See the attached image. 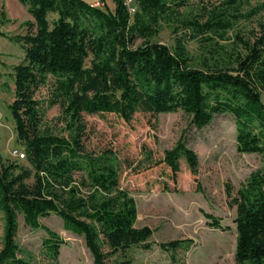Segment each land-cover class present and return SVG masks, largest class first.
Returning <instances> with one entry per match:
<instances>
[{"label": "trees", "instance_id": "obj_1", "mask_svg": "<svg viewBox=\"0 0 264 264\" xmlns=\"http://www.w3.org/2000/svg\"><path fill=\"white\" fill-rule=\"evenodd\" d=\"M17 1L32 17L25 35L11 39L25 56L14 67L15 98L9 107L25 163L0 155V213L5 221L0 264H32L20 258L19 215L31 230L47 234L46 264H60L66 244L40 223L51 215L67 232L84 239L94 264H132V250H151L153 230L136 227L137 204L121 185L119 158L113 150L88 149L84 115H115L131 123L137 114L178 112L197 131L216 116H231L237 152L262 158L261 169L238 190L227 184L226 193L229 208L236 210V263L264 264V24L251 38L227 37L244 17L238 14L243 0H227L204 23L197 18L183 22L188 33L173 50L151 40L176 13L178 0H139L134 16L121 0H113L114 11L104 0L101 7L83 0ZM50 16L56 18L51 21ZM136 39L144 42L134 49ZM231 39L230 50L220 45ZM187 40L200 43L198 67L191 65ZM41 88L49 90V106L60 108L66 135L43 129L36 100ZM182 159L196 176L199 158L185 138L153 166L165 165L176 179ZM205 218L222 230L219 219ZM193 243L172 241L160 249L176 262L175 254Z\"/></svg>", "mask_w": 264, "mask_h": 264}, {"label": "rangeland", "instance_id": "obj_2", "mask_svg": "<svg viewBox=\"0 0 264 264\" xmlns=\"http://www.w3.org/2000/svg\"><path fill=\"white\" fill-rule=\"evenodd\" d=\"M93 6H102V0H83ZM227 0H178L179 7L168 22L162 23L159 35L151 40L174 49L177 39L185 38L183 22L197 18L204 23L209 13L216 11ZM114 11L113 0H104ZM264 0H243L238 14L244 17L235 23L227 37L235 35L251 38L264 24ZM259 13L252 19L253 11ZM0 155L6 161L24 164V148L18 143L10 105L15 98L14 67L24 60L20 45L11 39L26 33V23L32 17L17 0H0ZM53 21L56 16L49 17ZM144 40L136 39L133 48ZM233 40L220 43L228 50ZM186 49L191 65L199 66L202 49L200 43L187 40ZM43 116V129L56 135H66L65 125L59 120L61 110L48 104L49 90L41 88L36 94ZM87 125V146L94 152L113 150L120 162L121 185L137 204L136 227H149L153 236L151 250L137 247L130 253L132 264H237L236 263V210L229 208L226 186L238 190L252 172L263 167L259 155H243L236 148V126L229 115L216 116L210 126L197 131L190 118L182 112L173 114H137L131 123L115 115H84ZM185 138L187 146L199 158V168L194 176L184 159L181 172L174 179L165 165L153 166L164 158V153ZM141 168V169H140ZM147 168V169H145ZM205 214L221 221L222 230L210 226ZM40 223L55 232L65 245L60 250V264H94L84 239L67 232L63 222L51 215ZM5 221L0 213V250L3 244ZM43 230L33 231L18 216L16 242L20 258L32 264H46ZM178 240H193L189 250H180L176 262L172 254L160 245ZM112 262V260H108Z\"/></svg>", "mask_w": 264, "mask_h": 264}, {"label": "built area", "instance_id": "obj_3", "mask_svg": "<svg viewBox=\"0 0 264 264\" xmlns=\"http://www.w3.org/2000/svg\"><path fill=\"white\" fill-rule=\"evenodd\" d=\"M124 7L127 9L130 16H134L138 11L139 0H121ZM100 7V6H95ZM24 154H21L20 158L24 159Z\"/></svg>", "mask_w": 264, "mask_h": 264}]
</instances>
